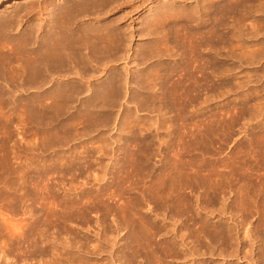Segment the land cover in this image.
I'll list each match as a JSON object with an SVG mask.
<instances>
[{
    "label": "rangeland",
    "instance_id": "rangeland-1",
    "mask_svg": "<svg viewBox=\"0 0 264 264\" xmlns=\"http://www.w3.org/2000/svg\"><path fill=\"white\" fill-rule=\"evenodd\" d=\"M30 1L42 7L46 0H23L19 10L0 6L4 38L29 34L41 44L49 35L59 0L45 2L44 12L31 19L24 10ZM261 2L249 3L248 29L235 30L244 49L225 51L219 44L211 64L209 47L187 53L171 38L172 57L162 63L126 68L123 62L108 71L129 80L116 103H106L110 108L97 116L82 111L95 97L82 95L73 99L69 116L57 115L55 133H7L11 140L0 144V264H149L135 250L163 239L151 231L153 221L169 230L183 224L176 238L183 241V264H264V30L258 37L249 30L264 29V14L254 8ZM106 18L98 20L111 23ZM9 20L20 27L8 26ZM143 42L133 41L132 58L143 54ZM186 53L192 58L183 62ZM95 82L94 90L109 85ZM67 117L79 125L64 128ZM11 224L19 226L16 232ZM219 227L230 229L231 244L210 237Z\"/></svg>",
    "mask_w": 264,
    "mask_h": 264
},
{
    "label": "bare ground",
    "instance_id": "bare-ground-1",
    "mask_svg": "<svg viewBox=\"0 0 264 264\" xmlns=\"http://www.w3.org/2000/svg\"><path fill=\"white\" fill-rule=\"evenodd\" d=\"M137 1L138 0H59V4H61H58V6L56 5V9L59 13V17L56 18L58 21H48L49 24L52 23L48 26L50 29L47 28L51 34L49 33V35H47L44 33L46 37L42 38V42H39L41 44H38L37 41L34 43L31 42V38L34 36L33 34L32 37L28 34L24 40H22V38L20 40V37H17L18 39L15 38L14 41H12L13 39L9 41L7 38H4L8 35L5 34L7 32L2 28L6 23L4 20H0L1 145L9 143V140H11L9 138L11 137L10 134L8 135L7 133L13 130L21 133L27 130V128H31L34 136L37 137L39 131L44 128L50 135L53 134L56 127L57 115L59 113H64L69 116L70 112H72L71 110L74 108L72 102L75 100L73 99H77L82 95L91 96V98L95 97V99H93L94 105H90L91 101L89 102V107L86 104H82V108H84L82 111H85V113L89 111V117L94 115L95 112L104 109L105 106L108 108V105H105L106 103L115 104V101L119 99L118 96L121 92V86L127 84L129 80L125 78L126 73L123 75L124 77L121 73H115L116 71L114 70L116 67L123 62L126 68L135 64H143L144 66L150 63L153 64V62L162 63V59L169 57L171 50L174 49L171 46V38L173 41L183 46L186 52L197 53L201 52L203 49L206 51L209 47L210 58L208 56L205 58L208 59V62H214L211 59H213L214 51L217 50L216 48H218L217 45L219 44L220 47L222 46L221 49H225V51L227 47H230V49H233V47L242 49L243 47L244 49L246 43L240 42L237 33L244 27L248 29L246 25V21H248L247 15H249L246 14L247 8L250 11L253 8L250 9L249 3L261 2L262 0H195V2L197 1L195 7L189 6L191 3L189 5L186 4L189 0H171L162 1L161 3H158V0H144V2L140 0L143 3L140 6H138ZM22 2L23 0H0V6L6 4L7 8L16 7L19 10ZM45 2L49 1L46 0ZM45 2H43L45 5L40 7V5H36L38 2L35 3L34 1H30L31 4H29L31 6L29 8L25 7L26 9H24L25 12L27 11V16L29 17V15L44 12L41 10H44L47 6ZM254 8H256L255 14H264L263 2L258 5V8L255 6ZM16 14L14 15L16 16ZM103 15H108L109 18L106 19H111L109 20L111 23H101L98 19L101 16L103 17ZM19 17L21 16L19 15ZM24 17L26 16L24 15ZM14 19L17 20L16 18ZM9 21V24H7L8 26L15 23L13 20ZM93 21L96 22L94 23ZM263 21L261 22L264 24ZM237 26H241L242 28L240 27L239 30ZM14 27H16L17 30L18 27ZM41 27L37 28L43 30L44 26L41 25ZM259 27L260 25L257 24V26H253L249 29L253 32L251 34L255 37H258L261 31L264 30H259ZM27 28L28 27H26V29ZM29 29L31 30V28ZM236 29L238 32L235 31ZM46 31L45 29L44 32ZM49 31H47V33ZM35 32L37 33V30ZM137 37L139 40H145L147 42L145 44L143 42L142 44L144 45L142 47L140 45L141 42L139 44V53L143 52V54L132 58L129 52L133 49H131V45ZM262 44L263 43H261V45ZM261 47L264 48V44L260 46V48ZM144 52H149V55H145ZM171 57L172 56H170V58ZM186 57L183 59V62H188V58L189 60L192 58V56L188 57V54ZM215 58L216 57H214V59ZM202 60L204 59L202 58ZM205 65H207L206 62ZM112 68H115L113 70L114 72L108 73ZM92 80L93 82L95 80L99 84L104 80L106 82L109 81V85L104 88L101 86L102 89L99 88L94 90L95 87H92L94 85V83L93 85L91 83ZM122 81L126 82L123 84ZM87 102L85 101V103ZM111 104L109 106H112ZM85 116L86 115H84L83 118ZM71 118L73 119V117ZM65 120L67 123L64 125V128H68L73 124L75 127L77 124L79 125L77 121L72 122L73 120H71L70 117H67ZM86 120L88 119L86 118ZM35 147H37V144ZM165 167L166 165L156 167V172L158 170H160V172L162 170L164 171L167 169ZM160 172L157 173L158 176H160ZM157 175L155 173V176ZM163 203H166L167 206L161 207L160 210L165 212L169 206L167 202L164 201ZM198 222L195 221V223ZM114 223L118 227L123 225V221L121 222L117 217L114 219ZM156 224L157 223L154 221L153 223H149L151 231L153 229L154 236L159 238L162 237L163 239H160L155 245L153 243V245H150L147 249L146 247H139L135 250L136 254L139 256L144 255V257L146 256L145 258H149L151 261V257L156 256V254L159 255V257L156 256V263L150 261L149 264H153V262L154 264H183L180 262V260L183 259V241H178L176 239L180 238L178 235H180V232H182L181 230H183V224L179 225L177 229L174 230H169L166 222L165 224L162 223V225L160 223L158 227ZM14 225L11 229L16 232L19 226L16 227ZM146 225H148V223L145 224V226ZM141 227L138 228L141 229ZM222 227H219V229L221 230ZM201 230L202 233H205L203 232L204 229L201 227L200 231L196 232V234L198 233L197 236L194 234L198 237L197 241L199 243L204 241H201L202 238H200L202 234H200ZM214 230L212 232L208 231V233L210 237H214L215 241L220 240L223 243L230 240L231 234L228 235L230 229L226 231L221 230L219 232H217V229L215 230L216 233H213ZM205 231L207 232V230ZM210 237L208 239H211ZM152 246L155 249L153 248V250L149 251ZM131 255L132 254H130L129 257H131ZM53 256L54 255H52V257ZM156 257L154 258L156 259ZM171 258L175 261H170Z\"/></svg>",
    "mask_w": 264,
    "mask_h": 264
}]
</instances>
